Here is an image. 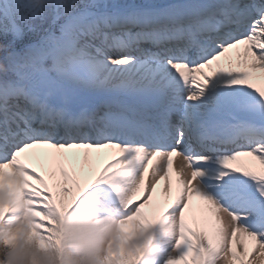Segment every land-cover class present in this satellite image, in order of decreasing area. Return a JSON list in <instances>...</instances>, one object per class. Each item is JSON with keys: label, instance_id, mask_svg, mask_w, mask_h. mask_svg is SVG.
<instances>
[{"label": "snow or ice", "instance_id": "obj_1", "mask_svg": "<svg viewBox=\"0 0 264 264\" xmlns=\"http://www.w3.org/2000/svg\"><path fill=\"white\" fill-rule=\"evenodd\" d=\"M98 193L95 264H264V0H0V258Z\"/></svg>", "mask_w": 264, "mask_h": 264}, {"label": "clouds", "instance_id": "obj_2", "mask_svg": "<svg viewBox=\"0 0 264 264\" xmlns=\"http://www.w3.org/2000/svg\"><path fill=\"white\" fill-rule=\"evenodd\" d=\"M83 211L74 214L69 224L74 226L60 251H41L24 241L7 251V258H0V264H95V255L102 248L107 237L97 235L92 230L96 210L84 203ZM4 250L0 248V257Z\"/></svg>", "mask_w": 264, "mask_h": 264}, {"label": "rangeland", "instance_id": "obj_3", "mask_svg": "<svg viewBox=\"0 0 264 264\" xmlns=\"http://www.w3.org/2000/svg\"><path fill=\"white\" fill-rule=\"evenodd\" d=\"M37 23H39V22H37ZM32 34L33 33H29V32H27V30H25V36L29 37ZM96 196L98 198V201L96 204L97 209H98L97 214H96V218H98V217L105 214L104 209H105V205L108 204V201L106 199H104L99 193ZM151 232L153 233V236H154V240H153L154 244H156L159 247L164 248V249H167L169 247V245L162 243L163 241L167 240V237L161 233L160 225L153 226V228L151 229ZM146 259H151V254H148L146 256ZM162 259H163V256L158 257L156 260V264H161Z\"/></svg>", "mask_w": 264, "mask_h": 264}, {"label": "trees", "instance_id": "obj_4", "mask_svg": "<svg viewBox=\"0 0 264 264\" xmlns=\"http://www.w3.org/2000/svg\"><path fill=\"white\" fill-rule=\"evenodd\" d=\"M32 36H34V34H32V35H31V36H29V37L24 35V37H23V38H30V37H32Z\"/></svg>", "mask_w": 264, "mask_h": 264}, {"label": "bare ground", "instance_id": "obj_5", "mask_svg": "<svg viewBox=\"0 0 264 264\" xmlns=\"http://www.w3.org/2000/svg\"><path fill=\"white\" fill-rule=\"evenodd\" d=\"M110 54V53H109ZM115 56H117V55H115ZM118 58V57H117ZM174 120H175V117L173 118ZM178 166V165H177Z\"/></svg>", "mask_w": 264, "mask_h": 264}]
</instances>
